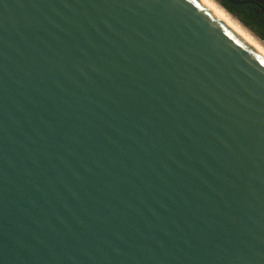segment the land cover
<instances>
[{
	"label": "water",
	"instance_id": "obj_1",
	"mask_svg": "<svg viewBox=\"0 0 264 264\" xmlns=\"http://www.w3.org/2000/svg\"><path fill=\"white\" fill-rule=\"evenodd\" d=\"M0 264H264V47L209 0H0Z\"/></svg>",
	"mask_w": 264,
	"mask_h": 264
},
{
	"label": "trees",
	"instance_id": "obj_2",
	"mask_svg": "<svg viewBox=\"0 0 264 264\" xmlns=\"http://www.w3.org/2000/svg\"><path fill=\"white\" fill-rule=\"evenodd\" d=\"M230 13H232L244 26L248 27L264 42V24L254 13L245 7L240 9L231 6L226 0H218Z\"/></svg>",
	"mask_w": 264,
	"mask_h": 264
},
{
	"label": "flooded vegetation",
	"instance_id": "obj_3",
	"mask_svg": "<svg viewBox=\"0 0 264 264\" xmlns=\"http://www.w3.org/2000/svg\"><path fill=\"white\" fill-rule=\"evenodd\" d=\"M231 6L238 9L245 7L252 11L258 20L264 24V3L262 0H226Z\"/></svg>",
	"mask_w": 264,
	"mask_h": 264
},
{
	"label": "bare ground",
	"instance_id": "obj_4",
	"mask_svg": "<svg viewBox=\"0 0 264 264\" xmlns=\"http://www.w3.org/2000/svg\"><path fill=\"white\" fill-rule=\"evenodd\" d=\"M215 7H217L226 17H228L230 20H232L234 23H236L245 33H247L252 39H254L257 43H259L261 46L264 47V44L256 38L249 30H247L242 24L233 18L230 14H228L217 2L214 0H209Z\"/></svg>",
	"mask_w": 264,
	"mask_h": 264
}]
</instances>
